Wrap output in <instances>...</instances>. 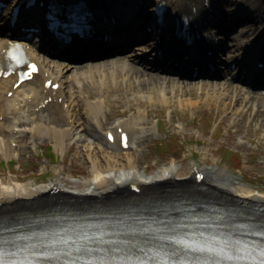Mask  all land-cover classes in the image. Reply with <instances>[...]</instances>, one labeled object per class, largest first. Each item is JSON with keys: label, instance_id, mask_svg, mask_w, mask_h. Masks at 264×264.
<instances>
[{"label": "bare ground", "instance_id": "bare-ground-1", "mask_svg": "<svg viewBox=\"0 0 264 264\" xmlns=\"http://www.w3.org/2000/svg\"><path fill=\"white\" fill-rule=\"evenodd\" d=\"M203 1L164 0L168 14L193 8L203 12ZM207 1L214 13V26L233 31L236 28L235 33L228 38L225 56L220 57L223 60L220 69L215 72L202 67L200 59L191 54L199 52V45L188 46L191 49L188 51L182 50L174 40L167 41L170 31L165 27H160L153 34L154 39L150 37L147 43L138 44L140 42L133 41L145 36L141 28L155 25L150 21L153 10L151 0H90L98 16V29L115 32L116 38L110 45H102L97 39L90 44L85 41L66 46L49 43L51 40L45 41L48 49L58 50V53H51L41 48L35 40L27 43V54L40 68L31 80L15 90L13 83L16 76L0 77V156H9L13 151L12 142L25 134L50 139L58 148L65 147L68 141L76 140L89 170L83 183L85 187L78 188L75 184L73 189L63 188L59 179L40 184L34 179L21 181L18 177L4 178L0 175V214L51 200L53 196L48 192L53 187L63 189L58 190L56 197L72 200L110 203L126 200L131 196L130 184L140 189V196L159 195L164 200L167 198L165 195L173 191L184 192L191 186L199 185L205 191L227 200L257 203L264 207L263 189L243 182L234 185V175L220 174L218 167L199 168L204 172L200 181H196L191 172L178 176L174 161L165 164L154 174H147L145 167L140 168V159L133 150L136 145H143L154 129L153 126H145L150 108L157 103L171 105L177 100L174 96L180 94L191 98L178 99L179 104L195 109L201 102L192 100L197 95L196 87L203 94L205 87L210 86L208 96L230 118L251 115L249 108L257 111L256 117H264V86H256L259 90L252 87L257 83L264 85V79L252 71L240 75L237 73L239 68L231 70L226 64L228 59L238 64L247 58L248 52H256V44L259 43L256 36L259 33L248 23L256 24L262 20L264 0H237L233 5L220 7L221 10H229L227 16L215 12V4L223 3L222 0ZM101 15H114L116 24L112 26L102 21ZM21 19L33 21L37 16L29 11L23 13ZM4 20L0 19V59L13 34V28L6 26ZM237 25H241L240 28ZM214 31L215 28L205 34L212 38ZM158 34L165 37L159 39ZM216 38L219 43L224 39L222 35ZM156 48L165 53L161 61L164 62L163 58L169 61L172 57L168 64L153 61ZM103 50L106 52L103 53ZM72 52L88 56L74 58L69 54ZM212 62H215V57ZM196 68V78L212 74L222 81L193 82L183 79L193 78L192 71ZM235 73L240 80L238 83L235 81ZM50 79L52 84L59 83L58 89L44 85ZM121 84L139 96V110L137 115L118 121L107 129L115 135L111 143L106 137L107 130L102 135L98 129L103 127L100 115L105 114L103 107L107 103L108 94L117 91L114 89L120 88ZM12 90V95L8 96ZM45 100L48 101L43 105ZM242 104L244 109L237 108ZM118 127L128 133V150L122 151L124 148L119 140Z\"/></svg>", "mask_w": 264, "mask_h": 264}, {"label": "rangeland", "instance_id": "rangeland-1", "mask_svg": "<svg viewBox=\"0 0 264 264\" xmlns=\"http://www.w3.org/2000/svg\"><path fill=\"white\" fill-rule=\"evenodd\" d=\"M235 1L224 0L220 7H228ZM224 11L229 13L228 9ZM248 24L256 29L259 37L264 35V17L256 24ZM235 31L231 30L229 34ZM183 79L222 81L207 75ZM210 89L206 86L202 94L199 87L195 88L197 95L192 100L201 101L195 109L180 105L178 99L191 98L180 94L174 96L177 100L171 105L157 103L150 108L145 126H153L154 129L143 145L133 148L140 159V168L145 167L147 174H154L174 161L178 176H184L191 163L198 162L200 168L218 167L220 174L234 175V185L243 182L264 190V117H256L257 111L249 108L251 115L230 118L208 96ZM114 90L117 91L108 94L103 107L106 115H100L103 127L98 129L102 135L106 128L137 115L139 110V96L135 92L127 90L124 84ZM237 108L244 109L245 106L242 104ZM12 148L9 156H0L2 177H18L21 181L34 179L40 184L59 179L65 188L73 189L75 184L78 188L85 187L83 183L89 168L76 140L58 148L50 139L25 134L12 142ZM227 150L232 151V157H224Z\"/></svg>", "mask_w": 264, "mask_h": 264}, {"label": "snow or ice", "instance_id": "snow-or-ice-1", "mask_svg": "<svg viewBox=\"0 0 264 264\" xmlns=\"http://www.w3.org/2000/svg\"><path fill=\"white\" fill-rule=\"evenodd\" d=\"M32 67L35 68V65H33ZM201 247L202 248L207 247L208 251H219L228 260H237V261L247 260L250 261L251 264H264V246L257 247L255 249H248V250L241 248V251L245 253V255L243 256L239 254L228 255V252L232 251L231 249L228 248H220V247L212 248L211 246H201ZM0 264H15V262L7 260L3 256V254H0Z\"/></svg>", "mask_w": 264, "mask_h": 264}, {"label": "trees", "instance_id": "trees-1", "mask_svg": "<svg viewBox=\"0 0 264 264\" xmlns=\"http://www.w3.org/2000/svg\"><path fill=\"white\" fill-rule=\"evenodd\" d=\"M226 152H227V153H226V155H227V156H230V157H232V156H233V155H232V151H231V150H227ZM226 155H225V156H226Z\"/></svg>", "mask_w": 264, "mask_h": 264}]
</instances>
